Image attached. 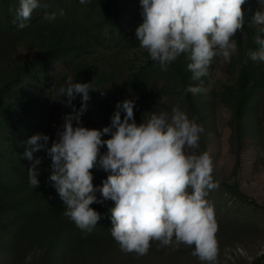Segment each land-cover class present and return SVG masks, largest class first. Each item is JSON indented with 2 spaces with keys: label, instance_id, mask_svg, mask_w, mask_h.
<instances>
[{
  "label": "rangeland",
  "instance_id": "1",
  "mask_svg": "<svg viewBox=\"0 0 264 264\" xmlns=\"http://www.w3.org/2000/svg\"><path fill=\"white\" fill-rule=\"evenodd\" d=\"M42 2L48 7L33 11L24 32L35 35L46 21L45 13L58 14L63 10L65 15H57L53 23L63 25L69 35H74L76 45L62 63H45L34 77L27 74L19 83H12L0 100V200L7 190H20L25 183L32 187L28 169L33 161L24 158L26 142L39 133L51 137L49 146L57 139L63 116L72 111L61 102L67 98L56 95L61 86H66L68 77L74 83H92L96 89L90 92L88 102L89 118L96 130L111 125L117 103L125 99L136 102L137 124L152 112L171 114L175 106L191 119L193 105L204 128V146L199 143L198 149L188 151L209 152L214 180L220 183L219 189L206 197L214 206L219 226L216 264H258L264 257V88L255 89L246 105L245 139L241 147L233 130V109L240 93L239 75L245 59L238 56V51L230 61L216 57L206 77L194 81L191 73L186 83L173 64L167 71H161L148 51L139 46L136 29L143 23L141 0H89L85 5L79 0ZM19 6L20 0H0V90L11 82L13 68L22 67L36 56L35 50L25 49L23 37L14 44L11 33L17 31L10 30L16 27L13 21ZM242 8L244 25L249 27L255 12L264 11V0H246ZM252 64L264 72V63L252 61ZM81 69L84 72L80 81ZM135 80L144 89L143 94L137 91ZM190 85L204 91L185 95V87ZM80 103L78 96L73 104L79 109ZM107 110L111 111L110 119L106 117ZM82 121L88 128L84 115ZM110 138V135L102 137ZM105 151L106 146L101 149L102 153ZM238 151L241 157L236 168ZM35 157L42 158L36 208L25 212L7 208L10 205L7 198L0 202V264H202L191 254L194 246L181 245L178 251H172L153 241L145 256L123 253L110 232L112 201L91 205L102 219L86 237L68 218V226L62 223L54 232L58 222L52 218L63 215L65 206L49 180L51 159L44 151L34 153ZM92 172L96 187H101L110 174L99 165ZM13 177L21 184L11 182ZM96 195L101 198L99 192ZM48 249L50 255L46 256ZM37 250L40 255L27 261L26 257Z\"/></svg>",
  "mask_w": 264,
  "mask_h": 264
},
{
  "label": "clouds",
  "instance_id": "2",
  "mask_svg": "<svg viewBox=\"0 0 264 264\" xmlns=\"http://www.w3.org/2000/svg\"><path fill=\"white\" fill-rule=\"evenodd\" d=\"M89 0H79L85 5ZM246 0H141L143 23L136 29L139 46L148 51L151 61L161 71L184 54L191 79L199 81L208 75L216 57L230 61L238 51L234 39L244 28ZM42 0H20L13 23L19 30L29 26L32 13L47 8ZM63 10L45 13L44 20L54 22ZM256 50H249L243 61L264 63V11L255 12L252 23ZM92 83L73 82L68 77L57 96L72 111L63 116V124L51 142L49 135L39 133L26 142L24 158L33 161L28 169L30 186H39V166L42 158L34 153L44 151L51 159L49 180L64 203L63 215L73 222L86 237L102 219L91 205L114 202L111 213L113 239L123 253L148 254L151 243L178 251L181 245L194 246L192 255L202 264H216L219 231L214 206L206 197L218 190L219 181L213 177V161L209 152L196 154L202 125L179 106L171 114H152L137 124L136 102H118L111 125L103 130L83 126L82 117L88 110ZM204 91L188 86L184 94ZM81 98L79 109L73 101ZM122 113L123 118H122ZM104 135L111 138L103 140ZM106 146L107 152L101 149ZM99 165L110 173L101 187L93 184L92 170ZM101 194L98 198L96 193ZM40 255L37 250L30 253Z\"/></svg>",
  "mask_w": 264,
  "mask_h": 264
},
{
  "label": "trees",
  "instance_id": "3",
  "mask_svg": "<svg viewBox=\"0 0 264 264\" xmlns=\"http://www.w3.org/2000/svg\"><path fill=\"white\" fill-rule=\"evenodd\" d=\"M249 27L244 25L243 31H238L236 37H234V39H236L237 41L238 56L241 59L247 58V53L249 50H256L257 48V45H255L253 40V36L255 34L254 28ZM11 31H17L11 33V35L15 38L14 44L17 45L18 40L20 43L23 37L27 44L25 49L29 51L35 50L36 56L32 59H28L27 61H25L22 67H19L17 69L13 68V71H11L10 75L11 82H8L7 86L5 85L0 90V100H2L4 92L8 87L11 86L12 83H19L27 74L33 75L34 77L36 71L39 68L43 67V64L45 63H62L63 59L67 56L69 50L73 49L75 47L74 45H76V39L73 38L74 35H69L67 29L59 23L54 24L53 22L45 21L43 24L40 25L38 32H36V34L33 36H30L28 33H25L24 29L19 30L16 27L12 28L10 32ZM181 57V60L177 59L180 62L177 63L174 61L172 64L175 66L177 73L182 77V79L185 80L186 83H188V77H190L191 74V72L187 70V63H189V61L186 59L184 54H181ZM242 66L243 68L239 75L240 93L239 95H236L237 101L235 108L233 109V130L236 133V139L241 147L243 139H245L246 105L249 104L250 97L255 89L264 88L263 69L259 68L257 70L253 66L252 61L250 59L248 60L247 66H245L244 63ZM83 72V69H81L79 75L80 81L83 80V75H81L83 74ZM136 82L137 81L135 80V86L137 88V91L143 94L144 89L140 87L139 84ZM191 109L193 117H197V123L201 125L197 109L195 108V106L193 107V105L191 106ZM105 113L107 114L106 117L110 119L111 115L109 113H111V111L109 110L108 112L107 110L105 111ZM89 117L90 113L87 110V112L84 114V118L86 119V121H88L87 127L89 129H94L95 126ZM199 143L204 146L203 133L201 134V139ZM236 157V168H238L241 157L239 151L236 154ZM11 182L16 184L18 183L17 179L14 177L12 178ZM14 189L7 190L4 195L1 194V200L7 198V200L10 201V205H8L7 208H17L20 210L24 209L25 212H27V210H30L31 208H36L35 202H39L37 198V194L39 192L38 188L28 187L27 183H25L24 187L20 188V190L19 188ZM12 190H14V192H10ZM52 220L58 222L55 226L54 232H57L60 229L62 223L68 226V220L62 214H57L56 218H52ZM48 251L49 249L44 253L46 256L50 255V253L48 254ZM51 254L53 255V253ZM258 264H264V257H261Z\"/></svg>",
  "mask_w": 264,
  "mask_h": 264
}]
</instances>
